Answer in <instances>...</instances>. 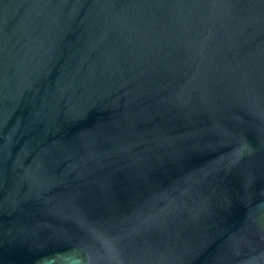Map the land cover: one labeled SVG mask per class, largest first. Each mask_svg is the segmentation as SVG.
<instances>
[{"label": "water", "instance_id": "1", "mask_svg": "<svg viewBox=\"0 0 264 264\" xmlns=\"http://www.w3.org/2000/svg\"><path fill=\"white\" fill-rule=\"evenodd\" d=\"M0 264H264V0H0Z\"/></svg>", "mask_w": 264, "mask_h": 264}]
</instances>
